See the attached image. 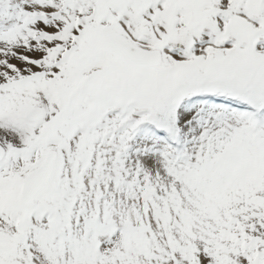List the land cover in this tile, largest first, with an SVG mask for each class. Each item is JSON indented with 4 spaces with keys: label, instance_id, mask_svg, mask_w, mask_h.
<instances>
[{
    "label": "snow or ice",
    "instance_id": "6c2138e0",
    "mask_svg": "<svg viewBox=\"0 0 264 264\" xmlns=\"http://www.w3.org/2000/svg\"><path fill=\"white\" fill-rule=\"evenodd\" d=\"M0 264H264V0H0Z\"/></svg>",
    "mask_w": 264,
    "mask_h": 264
}]
</instances>
